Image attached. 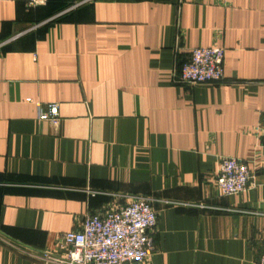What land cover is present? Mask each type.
Segmentation results:
<instances>
[{
    "label": "crops",
    "instance_id": "obj_1",
    "mask_svg": "<svg viewBox=\"0 0 264 264\" xmlns=\"http://www.w3.org/2000/svg\"><path fill=\"white\" fill-rule=\"evenodd\" d=\"M198 46L224 49L221 83L174 81ZM263 144L264 0H0V264H67L85 213L139 197V264H258ZM223 157L245 192L217 196Z\"/></svg>",
    "mask_w": 264,
    "mask_h": 264
},
{
    "label": "built area",
    "instance_id": "obj_2",
    "mask_svg": "<svg viewBox=\"0 0 264 264\" xmlns=\"http://www.w3.org/2000/svg\"><path fill=\"white\" fill-rule=\"evenodd\" d=\"M47 0H27L29 6L45 4ZM224 49L219 46H198L189 51L188 58L173 69V79L181 84L221 83L224 78ZM38 120L58 123V105L48 103L42 108L31 98ZM264 157V144L262 145ZM252 173L247 162L234 157L219 161L214 177L217 196L245 192ZM156 225V212L146 197L136 198L121 206L101 213H85L80 225L64 233L63 261L67 264H139L153 249L152 231ZM258 264H264L263 253Z\"/></svg>",
    "mask_w": 264,
    "mask_h": 264
}]
</instances>
